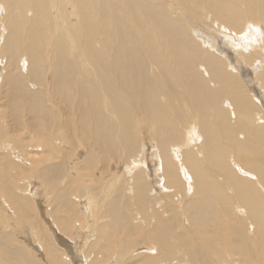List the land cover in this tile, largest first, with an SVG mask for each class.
<instances>
[{
  "label": "bare ground",
  "instance_id": "obj_1",
  "mask_svg": "<svg viewBox=\"0 0 264 264\" xmlns=\"http://www.w3.org/2000/svg\"><path fill=\"white\" fill-rule=\"evenodd\" d=\"M0 264H264V0H0Z\"/></svg>",
  "mask_w": 264,
  "mask_h": 264
},
{
  "label": "rangeland",
  "instance_id": "obj_2",
  "mask_svg": "<svg viewBox=\"0 0 264 264\" xmlns=\"http://www.w3.org/2000/svg\"><path fill=\"white\" fill-rule=\"evenodd\" d=\"M68 153H69V156L68 157H66V159H67V162H66V165H68L74 158H76V154H75V150H70V151H68ZM62 155L64 156V154L63 153H59L57 156H56V158H54L53 160H51V161H58V160H60L61 158H62ZM75 156V157H74ZM79 156V155H78ZM37 157V156H36ZM35 157V158H36ZM34 159V158H33ZM81 166H83V165H81ZM22 170H26V168H24V167H22ZM17 172V171H16ZM25 174H27L26 172H23V175L22 176H20L21 177V181H20V183H21V185H22V188H23V190H26L27 189V187H28V185H27V183L26 182H34V179H33V181H31V179H28L26 176H25ZM27 178V179H26ZM27 180V181H26ZM30 180V181H29ZM26 184V185H25ZM29 188L30 187H28V189L27 190H29ZM28 196V195H27ZM29 198H32L30 195L28 196ZM39 200H40V203L39 204H36L37 203V200H35L36 201V203L34 204V205H36V207L38 206V205H40L41 204V206H42V210L40 211V209L38 208H36L37 210H36V213L38 214L37 216H40L41 218H42V216H45L43 213H45L44 211H45V209H46V207H45V209H44V206H45V204H44V202L42 201L43 199H41V197L39 198ZM32 201L34 202V199L32 198ZM42 202V203H41ZM43 204V205H42ZM11 208V207H10ZM41 213V214H40ZM40 217H38V218H40ZM46 217V216H45ZM10 218L11 219H14V217H13V215L12 216H10ZM47 220H49L48 218H46ZM47 220H46V225H49V223H47ZM33 225L35 226V223H33ZM49 228V231L50 232H53L55 229H53V227L51 228L50 226L48 227ZM22 240L23 241H25V240H27V238H22Z\"/></svg>",
  "mask_w": 264,
  "mask_h": 264
}]
</instances>
